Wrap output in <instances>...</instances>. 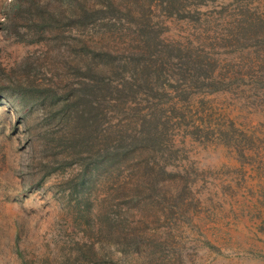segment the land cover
<instances>
[{"label":"rangeland","instance_id":"374dc122","mask_svg":"<svg viewBox=\"0 0 264 264\" xmlns=\"http://www.w3.org/2000/svg\"><path fill=\"white\" fill-rule=\"evenodd\" d=\"M11 2L0 264H264V0H123L85 41Z\"/></svg>","mask_w":264,"mask_h":264},{"label":"trees","instance_id":"16d2710c","mask_svg":"<svg viewBox=\"0 0 264 264\" xmlns=\"http://www.w3.org/2000/svg\"><path fill=\"white\" fill-rule=\"evenodd\" d=\"M131 1L137 2V0ZM122 2L123 0H13L6 22L9 25V30L10 27L14 29L17 27V14L24 10L27 13L23 16L25 31L35 30L50 37H59L66 32L68 34L75 32L74 36L71 35L72 39L85 41L81 32L85 33L91 30L94 33L101 29L105 30L113 22L118 21V18H129L132 15V8H123ZM13 35L17 36L18 34ZM81 46L83 47L85 44ZM84 49L87 48L84 47ZM81 50L85 53L82 48ZM103 52H107V55L109 53L105 49H102ZM104 62L102 61V65L94 71H92L93 65L86 59L82 64L88 67L87 73L90 76H96L105 73ZM85 71L83 70L82 73Z\"/></svg>","mask_w":264,"mask_h":264}]
</instances>
